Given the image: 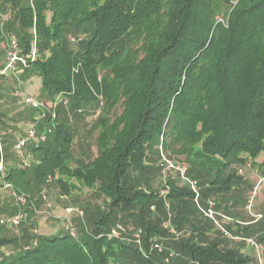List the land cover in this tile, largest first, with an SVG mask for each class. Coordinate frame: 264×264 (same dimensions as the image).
I'll return each mask as SVG.
<instances>
[{
	"label": "trees",
	"instance_id": "obj_1",
	"mask_svg": "<svg viewBox=\"0 0 264 264\" xmlns=\"http://www.w3.org/2000/svg\"><path fill=\"white\" fill-rule=\"evenodd\" d=\"M7 9L0 43L15 36L23 58L35 48L20 77L39 76L43 94H62L72 109L101 96L106 114L95 124L93 160L71 166L74 138L55 115L45 140L26 146L36 161L8 167L0 184L40 200L36 182L54 178L69 194L73 179L104 196L108 210L86 211L90 227L75 237L64 228L6 237L10 227L0 225V248L13 247L0 251V264H248L218 239H201L192 195L175 178L163 195L141 184L160 168L161 146L187 161L202 201L240 190L231 168L254 165L264 150V0H0V17ZM71 33L81 47L68 42ZM166 203L175 227L192 234L159 252L150 238ZM152 205L162 212L154 222ZM120 219L142 229V244L131 232L110 237Z\"/></svg>",
	"mask_w": 264,
	"mask_h": 264
},
{
	"label": "rangeland",
	"instance_id": "obj_2",
	"mask_svg": "<svg viewBox=\"0 0 264 264\" xmlns=\"http://www.w3.org/2000/svg\"><path fill=\"white\" fill-rule=\"evenodd\" d=\"M9 15L10 11L7 9V12L0 17V31L2 30L3 23L7 21ZM75 36V34L73 35L71 33L68 35L67 39L71 45L77 46L79 48L81 46L78 43V38H76ZM75 38L77 39V41H75ZM5 43L6 38L4 39V41H2V43H0V63L3 65L8 61L7 50L3 46L5 45ZM3 65H0V68L3 67ZM23 67L24 65L17 62L15 68L12 71L6 72L2 76H0V131L2 133L4 132L3 145L5 150L4 161L6 169L10 166L19 168L22 166L13 149V144L16 137L20 136V134H23L28 129L34 128L35 125L36 131L43 132V130L48 129L50 127L49 125L53 123L52 120L55 115H59V119L61 121L63 120L67 124L74 138L71 146L73 155V162L71 163V166H75L74 161H81L85 163L93 160V158L97 155L99 148L97 147V136L99 132L95 124L98 116H105L106 114V105L103 98L101 96L98 97L97 101L92 102L91 105H86L84 108L72 109L71 104L67 102V98L62 94H43L39 76L32 75L31 78H21L20 75ZM18 90L22 91L24 94H29L31 97H36L42 105L41 108L35 109L31 106H27L23 103L22 97L17 98L13 96V92ZM42 94L44 96H41ZM120 109L121 107H117L113 110H110V113H108L107 117L114 118V114L119 113ZM47 119H50L51 121L49 122V124H47L46 122ZM29 144L31 143L28 142L26 146ZM26 146L24 147V150L26 154L30 156L29 163L32 165V162H35L36 158H34L31 153L29 154ZM164 155H167L175 162L185 164L188 171L189 165L182 156L177 157L169 153H164ZM158 164L160 168L151 171V173H149L147 177V181L141 184V187L145 189L153 188L159 190L160 194L163 195L166 190L165 188H163L166 181L170 178H175L177 180V175L172 171L163 172L160 161L158 162ZM244 166L245 165H237L233 166L231 169H233V171H236V173L242 177V173L240 174L238 170L244 169ZM248 173L249 171H247V174ZM64 177L66 179H69V177L67 176ZM195 179L197 180V178ZM68 181L77 185L76 189L72 190L69 194H67L66 192L62 194L61 191H59V187L55 179L51 177L43 183L39 184V182H36L35 184H33V191L35 190L36 192L34 196L35 198H40V200L29 197L30 193L16 191L12 184L9 182H4L6 185L8 184L7 187L3 186V184H0V217H7L11 212L21 209L16 204V199L13 196L12 192L17 193L20 196L24 195V197L26 198L25 205L22 206L23 211L26 207H28V211L30 212L31 210L33 212L27 219V222L24 219L23 224L18 228L5 229L4 232H1V234L5 235L6 237H20L24 229H30V232L33 234L52 233L58 229L63 228V223H65L63 220L64 210L69 206H78L83 210L82 216L79 217L75 214H72L69 218L72 227L75 229V233L78 235L79 228L81 226L89 229L90 222H88V219L86 218V211L93 212V214L98 212L99 209L107 211L108 205L106 204V202L108 201L96 189L85 187L81 183H77L73 179ZM198 186L200 187V191L202 192L203 188L199 185V183ZM233 186L238 188L239 185L233 184ZM260 186L259 188H264V178H262ZM244 196L245 193L243 191L231 190L228 193L224 194V196H221V198H219L220 200H218L219 202L216 201V209L220 213L226 214L231 218L243 222H250L252 220V217L250 216V213L248 212V209H246V207L251 200L249 211H261V213H264V192L262 191H256V193L252 197L249 194V196L247 197L248 200L243 202L244 206L242 209L245 208V212L247 210L249 214L248 219H243L244 217L240 219L236 216L234 217V214L231 213L232 211H224L225 209L222 208L221 204L223 201L231 200L234 202L233 206H236L238 205L239 201L242 202ZM210 198L213 199V197ZM218 203L220 204V206L218 205ZM165 211L166 213L163 215L164 217L160 222V227L157 228L160 233L154 234V236L150 238L156 239L158 245L161 247V249L157 250L159 252L168 248L167 244L169 238L179 240L182 237H189L192 234L188 229V226L183 225L182 227H175L176 225L174 224V219L171 215V210L168 203H166ZM27 214L28 212L26 211L25 217ZM148 214V216L152 218L154 222L159 214L162 215V212H157L156 206L152 205ZM195 215L197 216L200 227L205 231V234L201 235L202 240L211 241V239H218V241L223 244L224 249L235 247L238 256L242 255L246 257L248 259V264H256L253 250L247 243H245L243 240L234 241L224 236L218 229L214 227L213 223L206 220V218L201 215L198 210H195ZM120 218L122 219V217ZM121 219L120 222L117 223L124 228V232H131L133 235L138 234L139 232L140 244H142V234L144 233L142 232V229L139 227L135 228L130 220L125 221V219ZM167 221L173 228L174 233L170 232L168 229L166 230L163 227V223ZM260 222L261 220L251 224L238 225V228H243V230L240 232L237 231L236 228L230 226L232 224H225V228L228 229L233 235L255 239L264 247V227L260 224ZM12 248L13 247L10 245L9 247L3 246L0 248V251L2 253H8ZM262 256L264 260V250Z\"/></svg>",
	"mask_w": 264,
	"mask_h": 264
},
{
	"label": "built area",
	"instance_id": "obj_3",
	"mask_svg": "<svg viewBox=\"0 0 264 264\" xmlns=\"http://www.w3.org/2000/svg\"><path fill=\"white\" fill-rule=\"evenodd\" d=\"M5 49L7 50V55H8V61L3 65V67L0 68V76L5 74L6 72H10L15 68V65L17 62L21 63L22 65H26V59H34L35 57V48L31 50V54L26 56V58H23L19 54V48L17 45V39L15 36H10L8 39H6L5 45H3ZM13 96L15 97H22L23 98V103L27 106H31L32 108L38 109L41 108L40 101L36 97H31L29 94H24L22 91H14ZM36 126V125H35ZM34 128H30L27 131H25L23 134H20V136L16 137L15 142L13 144V149L15 152V155L20 161V164L22 166L30 164V156L26 154L24 147L28 142L30 143H36L39 141H44L46 138V133L49 131L48 129L43 130V132H38ZM160 163L162 166V171H172L176 173L177 175V180L179 183L184 185L185 187L188 188L192 195V201L194 205L196 206L198 212L203 215L206 220L209 222L211 221L216 229H218L224 236L227 238L234 240V241H240L243 240L245 243H247L253 250L254 253V258L256 260V264H264L263 260V250L264 247L263 245L258 242L255 239L249 238V237H239L236 235H233L228 229L225 228V224H237V225H242V224H251L254 222H257L263 218V215L261 213H252L249 211V208L251 206V200L249 204H247L246 209H248V212L250 213V216L252 217V220L250 222H243L234 218H231L230 216L226 214L220 213L217 209V203L216 200L212 198H207L204 201H202V194L200 191V187L198 186V182L195 178H192L188 172H187V167L183 163H178L169 158L167 155H164L161 151V146H160V155H159ZM5 150H4V145H3V135L0 132V176L5 173ZM239 173H242V170H238ZM261 180L257 182V185L253 188V191L250 193L251 197L256 193L259 187V183ZM3 186L7 187L8 184L6 185L3 183ZM13 193V196L16 199V204L21 208L18 210L16 213L8 215V217H0V225H4L6 227L10 228H18L22 222L23 219L25 218V212L22 210V206L25 205L26 198L24 195L20 196L17 193ZM72 214H75L77 216H82L83 215V210L82 208H79L78 206H69L66 207L64 210L63 214V220L65 223H63V228L65 231L72 236H76L77 234L75 233V229L72 227L70 223V216ZM163 227L165 229H168L170 232L174 233L173 228L171 227L170 223L164 222ZM124 232V228L120 225L117 224L115 228L110 232V237L111 236H119L120 233ZM135 242L137 244L140 243V234H134ZM151 245L155 249L159 250L161 247L158 245L157 241L155 238L151 240Z\"/></svg>",
	"mask_w": 264,
	"mask_h": 264
},
{
	"label": "crops",
	"instance_id": "obj_4",
	"mask_svg": "<svg viewBox=\"0 0 264 264\" xmlns=\"http://www.w3.org/2000/svg\"><path fill=\"white\" fill-rule=\"evenodd\" d=\"M0 65H3V64L0 63ZM2 135H4V132L2 133ZM253 161H254V165L251 166L250 165L251 160H249L248 163L244 166V169H242V174L240 173L242 175L241 182H243V183L240 182L238 184L239 185L238 187H239L240 191H243L245 193V196L243 198L244 200L242 199V202L239 201L238 205H236V206H233L234 205V202L231 201V200H226L223 204H221L222 205V208L225 209L224 211H230V212L232 211L231 213L234 214V217L236 216L239 219L240 218H243V217H244L243 219H245V218L248 219L249 218V214H248L247 210L245 212V208L242 209L243 206H244L243 205V202L246 201V200H248L247 197L249 196V194L251 193V191L253 190V188L257 185V182L259 180L262 181V178H264V151H262L261 153H259L258 156L253 159ZM247 171H249L248 174H247ZM261 181H260L259 184H261ZM257 191L264 192V188H259L258 187V190ZM252 213H261V211H253ZM261 214L263 215V218L261 219L260 224L263 225V227H264V213H261ZM239 215H241L242 217L239 216ZM1 217H5V216H1ZM230 226H232L233 228H236L237 231H239V232L243 230V228H238L237 227L238 225H234V226L233 225H230ZM44 234H47V233H44ZM233 248L236 249L235 247H233Z\"/></svg>",
	"mask_w": 264,
	"mask_h": 264
}]
</instances>
